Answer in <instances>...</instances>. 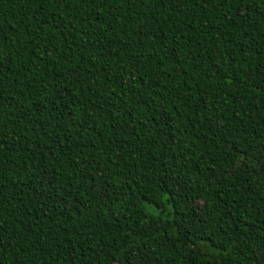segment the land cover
I'll use <instances>...</instances> for the list:
<instances>
[{
	"label": "trees",
	"instance_id": "1",
	"mask_svg": "<svg viewBox=\"0 0 264 264\" xmlns=\"http://www.w3.org/2000/svg\"><path fill=\"white\" fill-rule=\"evenodd\" d=\"M261 11L0 0V264H256Z\"/></svg>",
	"mask_w": 264,
	"mask_h": 264
},
{
	"label": "snow or ice",
	"instance_id": "2",
	"mask_svg": "<svg viewBox=\"0 0 264 264\" xmlns=\"http://www.w3.org/2000/svg\"><path fill=\"white\" fill-rule=\"evenodd\" d=\"M176 2L179 3L180 0H176ZM247 2L252 3L253 0H247ZM256 2L262 9L261 15L264 16V3H260V0H256ZM2 45L3 41L0 40V56H2L3 53ZM0 64H2V60H0ZM243 75L245 78H255L256 87L264 86V60H261L256 66L251 64L247 65ZM244 143L245 146L238 152L237 158L232 162V174L235 175L237 170L247 168L249 161H253L251 165L252 169L256 171L257 175L264 176V136H262L259 142H257L255 138H252L246 139ZM206 206L205 203L201 202V204L195 207L203 208ZM258 232L259 235L264 236V230H258ZM0 243H2V241H0ZM258 248L259 251L253 253L256 257V264H264V240L258 242ZM72 264H76L75 260H73ZM113 264H120L119 258H114Z\"/></svg>",
	"mask_w": 264,
	"mask_h": 264
}]
</instances>
